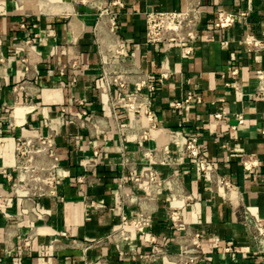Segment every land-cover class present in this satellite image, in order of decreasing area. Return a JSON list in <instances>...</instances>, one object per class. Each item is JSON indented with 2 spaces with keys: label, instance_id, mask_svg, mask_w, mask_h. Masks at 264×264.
I'll return each mask as SVG.
<instances>
[{
  "label": "crops",
  "instance_id": "0c3cea01",
  "mask_svg": "<svg viewBox=\"0 0 264 264\" xmlns=\"http://www.w3.org/2000/svg\"><path fill=\"white\" fill-rule=\"evenodd\" d=\"M193 7L192 55L147 42L146 13ZM221 11L233 27H214ZM249 40L264 41V0H0V264H186L197 236L196 264H264V45ZM139 80L154 120L126 108ZM35 134L53 152L22 181L17 143ZM173 134L234 190L212 189Z\"/></svg>",
  "mask_w": 264,
  "mask_h": 264
},
{
  "label": "built area",
  "instance_id": "2783aa9c",
  "mask_svg": "<svg viewBox=\"0 0 264 264\" xmlns=\"http://www.w3.org/2000/svg\"><path fill=\"white\" fill-rule=\"evenodd\" d=\"M105 14H108L107 10L103 11V15ZM237 18L234 13L218 12L214 27L216 29H229L236 24ZM145 20L148 43L160 45L165 53L170 52L173 45H179L182 48L184 57L193 54V44L197 40L198 26L201 20L200 13L195 7L188 8L183 12H148L145 14ZM248 43L254 46L264 45V41L249 40ZM124 56L127 57V54L125 53ZM104 76L105 79H109V81L117 83L121 87L125 86L119 75H108L105 73ZM167 77L168 74L163 73L161 81ZM145 84L146 82L143 80L135 83L136 93L128 97L125 105L127 109L137 112L138 115L146 114L148 118L154 120V114L148 108H145L143 103H139L140 92ZM149 87L151 90H155L153 85H149ZM241 122L242 119L240 118ZM34 136L35 139L21 138L17 143V169L23 176L22 181H25L26 178L38 179L39 169L35 165V156L44 149H48L50 153L53 152V140L51 137H41L37 134ZM172 138L181 147L184 156L197 166L199 172L210 183L212 189L224 193H230L234 190L233 183L219 174L215 164L208 159L204 147L196 138L185 137L181 134H173ZM242 163L246 170H251L256 165V161L251 156L244 157ZM51 170L53 179L60 177L57 165H54ZM129 225L137 229H143L148 225V222L143 217L131 222L123 218L122 224L118 228L125 231V228ZM227 251L231 252L232 248H227ZM202 252L203 245L199 236H197L193 250L184 253L189 256L186 264H196L197 260L202 256Z\"/></svg>",
  "mask_w": 264,
  "mask_h": 264
}]
</instances>
